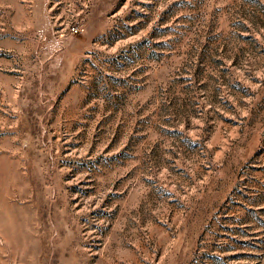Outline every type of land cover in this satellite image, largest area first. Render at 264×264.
<instances>
[{
    "label": "rangeland",
    "instance_id": "rangeland-1",
    "mask_svg": "<svg viewBox=\"0 0 264 264\" xmlns=\"http://www.w3.org/2000/svg\"><path fill=\"white\" fill-rule=\"evenodd\" d=\"M0 264H264V0H0Z\"/></svg>",
    "mask_w": 264,
    "mask_h": 264
}]
</instances>
